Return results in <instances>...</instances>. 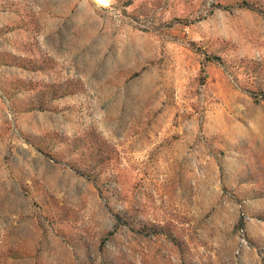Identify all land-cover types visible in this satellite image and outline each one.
I'll return each instance as SVG.
<instances>
[{"label":"rangeland","instance_id":"rangeland-1","mask_svg":"<svg viewBox=\"0 0 264 264\" xmlns=\"http://www.w3.org/2000/svg\"><path fill=\"white\" fill-rule=\"evenodd\" d=\"M0 264H264V0H0Z\"/></svg>","mask_w":264,"mask_h":264},{"label":"bare ground","instance_id":"bare-ground-1","mask_svg":"<svg viewBox=\"0 0 264 264\" xmlns=\"http://www.w3.org/2000/svg\"><path fill=\"white\" fill-rule=\"evenodd\" d=\"M97 2H99L101 4H104L105 3V0H97Z\"/></svg>","mask_w":264,"mask_h":264}]
</instances>
